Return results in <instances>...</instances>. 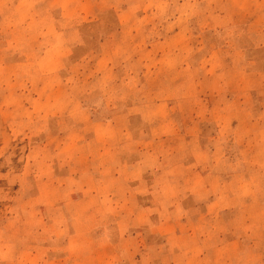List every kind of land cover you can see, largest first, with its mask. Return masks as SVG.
I'll list each match as a JSON object with an SVG mask.
<instances>
[{
	"label": "rangeland",
	"instance_id": "1",
	"mask_svg": "<svg viewBox=\"0 0 264 264\" xmlns=\"http://www.w3.org/2000/svg\"><path fill=\"white\" fill-rule=\"evenodd\" d=\"M0 264H264V0H0Z\"/></svg>",
	"mask_w": 264,
	"mask_h": 264
}]
</instances>
